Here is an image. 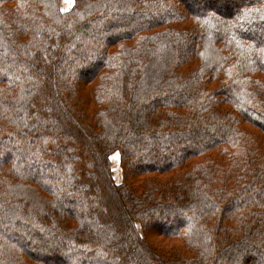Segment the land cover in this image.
<instances>
[{
  "label": "trees",
  "instance_id": "trees-1",
  "mask_svg": "<svg viewBox=\"0 0 264 264\" xmlns=\"http://www.w3.org/2000/svg\"><path fill=\"white\" fill-rule=\"evenodd\" d=\"M209 2L0 0V264H264V0Z\"/></svg>",
  "mask_w": 264,
  "mask_h": 264
},
{
  "label": "rangeland",
  "instance_id": "rangeland-1",
  "mask_svg": "<svg viewBox=\"0 0 264 264\" xmlns=\"http://www.w3.org/2000/svg\"><path fill=\"white\" fill-rule=\"evenodd\" d=\"M61 1H62V9L65 11L69 10L73 5V0H61ZM231 3L233 4V2ZM208 4L213 5L212 0H210ZM112 164H113V174H114L115 181L119 183L122 179V174H121V169H120L119 157L117 154L112 156Z\"/></svg>",
  "mask_w": 264,
  "mask_h": 264
}]
</instances>
